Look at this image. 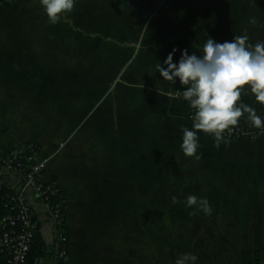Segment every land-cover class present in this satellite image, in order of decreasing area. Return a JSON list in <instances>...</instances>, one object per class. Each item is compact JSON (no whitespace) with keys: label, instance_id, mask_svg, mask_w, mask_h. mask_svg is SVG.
<instances>
[{"label":"crops","instance_id":"1","mask_svg":"<svg viewBox=\"0 0 264 264\" xmlns=\"http://www.w3.org/2000/svg\"><path fill=\"white\" fill-rule=\"evenodd\" d=\"M15 5L0 38V134L13 137L0 150L35 142L47 160L43 178L66 207L65 264H175L184 253L196 254V264H247L256 251L264 261V135L217 147L200 131L199 158L186 156L182 129L193 123L174 96L181 85L157 72L173 48L178 60L183 49L202 50L209 35L264 41V0H171L157 16L138 0H78L56 24L39 0ZM61 62L82 63L85 79L82 168L65 161V170L48 168L66 145L43 146L36 110L37 95L60 93L51 86L60 72L47 64ZM12 63L25 70L12 74ZM241 100L264 117L254 94ZM28 101L35 133L17 137ZM238 125L254 127L247 114ZM190 195L207 200L211 215L188 207ZM35 218L44 253L30 263L54 264L55 229L40 206Z\"/></svg>","mask_w":264,"mask_h":264},{"label":"clouds","instance_id":"2","mask_svg":"<svg viewBox=\"0 0 264 264\" xmlns=\"http://www.w3.org/2000/svg\"><path fill=\"white\" fill-rule=\"evenodd\" d=\"M78 0H39L48 21L59 23L62 16L72 12ZM173 48L157 65L162 79L181 85L182 93L175 98L183 99L193 110L192 127L182 129L181 149L188 157L199 158L201 147L199 132L214 137L217 147L227 142L225 131H231L247 114L256 128H264V117L241 100L242 93H252L257 102L264 104V41L249 43L248 35L234 37L220 42L209 35L202 50H181L178 60ZM173 94L169 93L171 97ZM187 206L199 205L211 215L212 208L207 200L190 195ZM199 257L184 253L175 264H196Z\"/></svg>","mask_w":264,"mask_h":264},{"label":"built area","instance_id":"3","mask_svg":"<svg viewBox=\"0 0 264 264\" xmlns=\"http://www.w3.org/2000/svg\"><path fill=\"white\" fill-rule=\"evenodd\" d=\"M24 1V0H4ZM149 16L162 14L171 0H138ZM258 1V0H254ZM177 90L174 96L180 95ZM187 105V118L193 123V110ZM228 140L264 135V128L237 125L225 131ZM47 160L39 157V147L29 142L25 148L0 150V264H35L29 262L37 231L36 206L56 232L54 264H65L67 256L66 207L64 196L54 182L46 181L43 172Z\"/></svg>","mask_w":264,"mask_h":264},{"label":"rangeland","instance_id":"4","mask_svg":"<svg viewBox=\"0 0 264 264\" xmlns=\"http://www.w3.org/2000/svg\"><path fill=\"white\" fill-rule=\"evenodd\" d=\"M17 5L15 2L8 1L7 3H0V38H3V28L7 18L10 17V13H17L16 11ZM16 11V12H15ZM18 14V13H17ZM22 65V67H21ZM39 64L31 63L26 64L27 68H31V70H36ZM41 65V64H40ZM46 65V64H45ZM52 65H56V70L58 73L60 72V78L58 80H54V84L51 85L54 87V91L58 90L59 94H41L37 95L38 104L37 109L39 110V117L42 122V130L44 134L45 141L41 140L43 146H53L54 148L62 145L64 148L60 149V151L54 156L50 162L48 163V168L52 169H61L65 170V161L74 167L82 168V158H83V138H84V95L83 89L85 87L84 78H83V69L82 63L77 62H61L58 64H47L51 69ZM25 70V64L20 63H12L11 64V72L16 73V70L19 68ZM36 73V72H32ZM37 74V73H36ZM69 76V77H68ZM57 79V78H56ZM33 81V80H32ZM35 82L43 81L34 79ZM26 87V86H25ZM47 87V86H46ZM51 90V88H50ZM72 92L69 93V92ZM32 95V94H31ZM32 97V96H31ZM30 101V100H29ZM24 105L23 116L21 117V121L17 122V125L13 128L16 131V136H27L31 132L35 133V127L32 126L31 120L28 119L29 113L32 111L33 103ZM89 103V101H88ZM99 101L95 104V108L98 106ZM22 108V109H23ZM28 108L31 110L29 111ZM21 109V108H20ZM22 111V110H21ZM41 111V113H40ZM22 113V112H21ZM20 113V116H21ZM31 115V114H30ZM26 117V120L23 118ZM94 119V117H93ZM89 122V121H88ZM90 129V128H88ZM21 135V136H19ZM13 137V136H12ZM12 137H4L0 134V142L2 148H5L7 145V141L11 140ZM247 139L249 137H246ZM236 139V140H241ZM253 139V138H249ZM49 228L50 225L48 224Z\"/></svg>","mask_w":264,"mask_h":264},{"label":"trees","instance_id":"5","mask_svg":"<svg viewBox=\"0 0 264 264\" xmlns=\"http://www.w3.org/2000/svg\"><path fill=\"white\" fill-rule=\"evenodd\" d=\"M3 1L4 0H0V3ZM13 2H16V1H13ZM43 253H44V241L40 237L39 233L36 232L35 239H34L31 251H30L29 262L33 258L42 257ZM247 264H264V261L261 260L259 256V252L256 251L251 261Z\"/></svg>","mask_w":264,"mask_h":264}]
</instances>
